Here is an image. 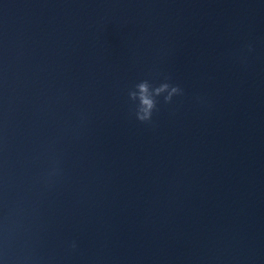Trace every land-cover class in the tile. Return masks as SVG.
I'll list each match as a JSON object with an SVG mask.
<instances>
[{"label": "water", "instance_id": "obj_1", "mask_svg": "<svg viewBox=\"0 0 264 264\" xmlns=\"http://www.w3.org/2000/svg\"><path fill=\"white\" fill-rule=\"evenodd\" d=\"M0 264H264V0H0Z\"/></svg>", "mask_w": 264, "mask_h": 264}, {"label": "clouds", "instance_id": "obj_2", "mask_svg": "<svg viewBox=\"0 0 264 264\" xmlns=\"http://www.w3.org/2000/svg\"><path fill=\"white\" fill-rule=\"evenodd\" d=\"M249 53L254 51L252 44L247 45ZM184 90L179 84L172 83L171 77H165L162 81L156 83L150 78H144L134 83L127 90L128 101L135 119L141 123L151 124L154 114L159 111L160 99L163 97L165 104L173 103L175 96H181ZM62 169L59 164L51 166L42 177L47 186H52L59 178L62 177ZM75 250L78 247L74 240L70 245Z\"/></svg>", "mask_w": 264, "mask_h": 264}]
</instances>
